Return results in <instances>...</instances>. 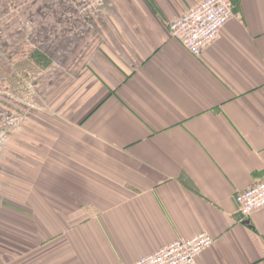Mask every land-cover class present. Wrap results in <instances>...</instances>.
Here are the masks:
<instances>
[{
	"label": "crops",
	"instance_id": "crops-1",
	"mask_svg": "<svg viewBox=\"0 0 264 264\" xmlns=\"http://www.w3.org/2000/svg\"><path fill=\"white\" fill-rule=\"evenodd\" d=\"M82 1L0 0L7 54L52 34L23 59L47 71L0 264L133 263L202 231L198 264H264V208L235 200L264 179V0H234L200 57L169 24L201 0Z\"/></svg>",
	"mask_w": 264,
	"mask_h": 264
},
{
	"label": "rangeland",
	"instance_id": "rangeland-1",
	"mask_svg": "<svg viewBox=\"0 0 264 264\" xmlns=\"http://www.w3.org/2000/svg\"><path fill=\"white\" fill-rule=\"evenodd\" d=\"M78 1L83 3L82 0ZM93 1L99 3L95 0L90 2L86 0V7H92ZM92 8H95V5ZM46 31V28L39 29L35 36L31 35L26 44L27 40L21 41L17 36L18 29H15L16 33L12 34L8 54L0 41V210L3 206L18 208L12 199H17L21 194L20 186L14 184V178H17L19 173L12 169L27 163L18 155L23 144L19 136L26 132L25 128L31 127V123L34 127L36 121H41L38 118L34 120L33 111L38 107L36 103L41 95L37 81L41 80L47 70L39 74L40 68H37L34 62H26L23 59L24 55H27L29 60L34 61L29 55L36 50L33 45L35 41L45 39V44L50 42L52 34ZM2 223L0 219V241L1 239L6 241L10 237L1 230ZM14 243L18 244L17 239L12 241V244ZM35 254L39 255L40 252ZM16 258L18 260L12 264H20L19 257Z\"/></svg>",
	"mask_w": 264,
	"mask_h": 264
},
{
	"label": "built area",
	"instance_id": "built-area-1",
	"mask_svg": "<svg viewBox=\"0 0 264 264\" xmlns=\"http://www.w3.org/2000/svg\"><path fill=\"white\" fill-rule=\"evenodd\" d=\"M234 6V0H201L170 22L171 35L195 57H200L232 18ZM235 200L243 219L264 208V179L239 191ZM214 241V236L202 231L190 237H179L152 254L123 264H198L199 255Z\"/></svg>",
	"mask_w": 264,
	"mask_h": 264
}]
</instances>
